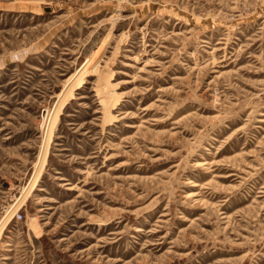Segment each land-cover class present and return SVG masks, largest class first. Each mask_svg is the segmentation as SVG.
Wrapping results in <instances>:
<instances>
[{
    "label": "rangeland",
    "instance_id": "1",
    "mask_svg": "<svg viewBox=\"0 0 264 264\" xmlns=\"http://www.w3.org/2000/svg\"><path fill=\"white\" fill-rule=\"evenodd\" d=\"M0 264H264V0H0Z\"/></svg>",
    "mask_w": 264,
    "mask_h": 264
}]
</instances>
